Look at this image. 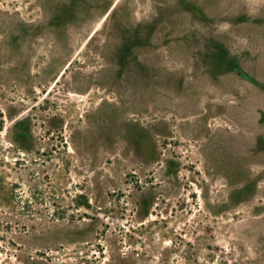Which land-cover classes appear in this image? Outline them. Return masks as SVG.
I'll use <instances>...</instances> for the list:
<instances>
[{"label": "rangeland", "instance_id": "1", "mask_svg": "<svg viewBox=\"0 0 264 264\" xmlns=\"http://www.w3.org/2000/svg\"><path fill=\"white\" fill-rule=\"evenodd\" d=\"M0 264H264V0H0Z\"/></svg>", "mask_w": 264, "mask_h": 264}]
</instances>
